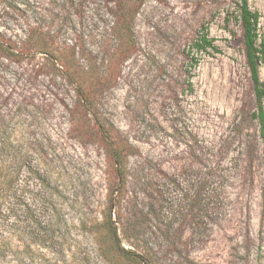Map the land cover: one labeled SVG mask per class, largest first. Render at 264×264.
<instances>
[{"label": "rangeland", "instance_id": "rangeland-1", "mask_svg": "<svg viewBox=\"0 0 264 264\" xmlns=\"http://www.w3.org/2000/svg\"><path fill=\"white\" fill-rule=\"evenodd\" d=\"M235 2L0 0L6 38L19 44L37 24L53 39L55 66L62 69L57 56L68 46L80 67L107 78L91 122L134 150L125 185L110 199L106 150L68 133L75 84L54 77L45 55L0 57V112L30 126L58 189L49 236H11L0 264H130L100 226L110 202L125 248L127 226L142 221L152 264H264V154ZM122 3L134 13L121 38ZM248 6L259 14L264 43V0ZM202 32L214 46L207 53L192 47ZM124 46L128 52L115 61ZM259 76L264 80V63Z\"/></svg>", "mask_w": 264, "mask_h": 264}, {"label": "trees", "instance_id": "trees-1", "mask_svg": "<svg viewBox=\"0 0 264 264\" xmlns=\"http://www.w3.org/2000/svg\"><path fill=\"white\" fill-rule=\"evenodd\" d=\"M133 13L134 11L130 10L126 4H118L115 30L119 37H125L126 32L129 31ZM233 18L241 31L254 101L252 116L259 126L264 154V80L259 76V69L264 63V43L259 39L257 31L259 14L249 8L248 0H236ZM192 47L206 53L209 48L214 49L211 38L205 32L194 38ZM128 50L127 46L117 50L114 60L120 61ZM75 53L74 48L68 46L62 48L57 56L58 59L60 57L61 69L52 61L53 57H56L52 37L48 32H43L37 24L27 29L25 38L19 44L0 32V57L19 62L23 58H29L31 54L45 55L55 71L54 77L65 76V79L75 84L78 103L69 113L68 133L80 143H95L106 150L111 169L108 187L111 199L114 191L120 193V189L125 185L127 158L133 154L134 150L130 144L121 143L110 128L96 121L91 122L90 116L95 104L96 92L106 83L107 78L95 79L89 66L83 68L77 64ZM11 123L12 119L0 112V258L2 259L7 256L8 245L13 235L18 240L28 234L32 237L49 236L55 223V199L58 194L52 174L45 166L38 138L29 129L30 126ZM117 202L119 205V197ZM114 205V202H110L102 213L100 222L112 249L130 264H152L151 249L143 246L140 240L142 221H133L127 226L126 232L124 230L131 247L125 248L121 245L116 226L111 218ZM41 209L47 211L43 218L37 214V210ZM117 213L116 221L119 222V210ZM99 248L100 255L105 258V252L102 251L101 246Z\"/></svg>", "mask_w": 264, "mask_h": 264}]
</instances>
